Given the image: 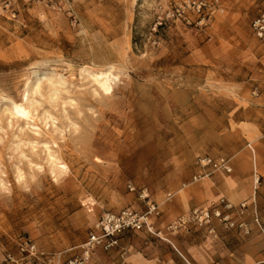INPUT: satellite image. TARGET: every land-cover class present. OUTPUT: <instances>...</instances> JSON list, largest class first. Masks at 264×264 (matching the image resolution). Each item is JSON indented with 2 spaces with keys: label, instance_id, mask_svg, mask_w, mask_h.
Returning <instances> with one entry per match:
<instances>
[{
  "label": "rangeland",
  "instance_id": "obj_1",
  "mask_svg": "<svg viewBox=\"0 0 264 264\" xmlns=\"http://www.w3.org/2000/svg\"><path fill=\"white\" fill-rule=\"evenodd\" d=\"M11 1L0 6V260L24 240L50 253L82 244L102 212L136 202L130 182L156 195L193 180L202 155L233 163L264 143V40L251 29L264 2L223 0L196 26L159 24L184 0ZM109 70L107 93L92 74ZM14 101L34 120L12 115Z\"/></svg>",
  "mask_w": 264,
  "mask_h": 264
},
{
  "label": "crops",
  "instance_id": "obj_2",
  "mask_svg": "<svg viewBox=\"0 0 264 264\" xmlns=\"http://www.w3.org/2000/svg\"><path fill=\"white\" fill-rule=\"evenodd\" d=\"M257 141V137H254L256 148L252 143L247 146L253 162L248 149L234 155L233 174L215 172L198 181L191 179L189 183L177 182L156 195L150 193L161 210V215L154 219L156 227L164 228L179 216L222 197L234 204L255 202L257 212L264 220V143ZM204 171L196 162L192 177ZM253 172L262 176L260 183L253 181ZM131 207L140 211L145 209L144 203L138 198ZM122 209L108 211L118 212ZM252 217L253 213H250L248 220L251 221ZM210 228L192 226L180 230L170 236L173 245L146 232L127 231L122 235L117 248L110 251L97 250L89 264H264V235L257 226L252 225L249 235L226 229L218 222L214 223L213 231ZM79 245L55 253H61V259L65 260L76 252Z\"/></svg>",
  "mask_w": 264,
  "mask_h": 264
},
{
  "label": "built area",
  "instance_id": "obj_3",
  "mask_svg": "<svg viewBox=\"0 0 264 264\" xmlns=\"http://www.w3.org/2000/svg\"><path fill=\"white\" fill-rule=\"evenodd\" d=\"M47 1L53 8L61 6L63 2L62 0ZM258 1L264 2V0ZM0 6L13 11L11 0H0ZM225 10L223 0H184L176 3L163 16H160L159 24L163 25L172 21L187 25H203L216 14L224 13ZM15 15L13 13V16ZM251 29L258 39L264 40V11H261L252 21ZM198 164L205 171L203 174L194 176L193 181L206 178L215 172L230 174L233 171L231 158L226 156H200ZM256 181H259V177ZM128 188L131 192L137 193L145 209L140 211L133 207H125L118 212L104 211L90 230L87 240L80 244L69 258L62 260L61 253H50L40 248L33 240H24L18 244L15 252H6L0 264H89L97 250L110 251L117 248L122 235L127 231L146 232L170 244H172L170 236L180 230L192 226H210V230L213 231L215 222L226 229L236 230L244 235L251 234L252 225H255L264 235V220L259 216L255 202L251 204L249 201H243L234 204L222 197L179 216L164 228H158L154 219L161 215V210L159 204L152 199L149 190L137 188L131 182ZM250 213H253L251 221L248 220Z\"/></svg>",
  "mask_w": 264,
  "mask_h": 264
},
{
  "label": "bare ground",
  "instance_id": "obj_4",
  "mask_svg": "<svg viewBox=\"0 0 264 264\" xmlns=\"http://www.w3.org/2000/svg\"><path fill=\"white\" fill-rule=\"evenodd\" d=\"M92 77H93L94 81L98 84V86L100 87L101 90H103L104 92H107V93H110L112 91V81L114 79H116V76L113 74V72L111 70H109V71H97V72L92 74ZM44 79H46V78L40 79L35 84V88L33 89L34 91H38L40 89V86H41L40 81H42ZM27 100H28V98H27ZM11 114L15 115V116L21 115L28 120H34L31 109L23 103H19V102L14 101ZM257 161H258V156L256 153L255 154V163H257Z\"/></svg>",
  "mask_w": 264,
  "mask_h": 264
}]
</instances>
